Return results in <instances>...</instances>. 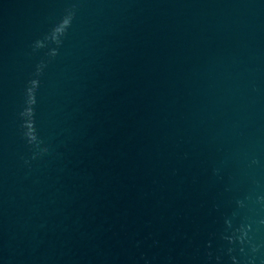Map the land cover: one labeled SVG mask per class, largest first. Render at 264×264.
<instances>
[{
  "label": "water",
  "instance_id": "water-1",
  "mask_svg": "<svg viewBox=\"0 0 264 264\" xmlns=\"http://www.w3.org/2000/svg\"><path fill=\"white\" fill-rule=\"evenodd\" d=\"M0 264H264V0H0Z\"/></svg>",
  "mask_w": 264,
  "mask_h": 264
}]
</instances>
